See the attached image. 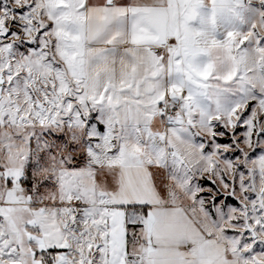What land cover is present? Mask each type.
Masks as SVG:
<instances>
[{
    "label": "snow or ice",
    "instance_id": "1",
    "mask_svg": "<svg viewBox=\"0 0 264 264\" xmlns=\"http://www.w3.org/2000/svg\"><path fill=\"white\" fill-rule=\"evenodd\" d=\"M0 264H264V0H0Z\"/></svg>",
    "mask_w": 264,
    "mask_h": 264
}]
</instances>
